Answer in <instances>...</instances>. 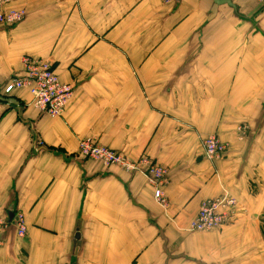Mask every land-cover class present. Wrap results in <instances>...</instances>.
Here are the masks:
<instances>
[{"label": "crops", "instance_id": "crops-1", "mask_svg": "<svg viewBox=\"0 0 264 264\" xmlns=\"http://www.w3.org/2000/svg\"><path fill=\"white\" fill-rule=\"evenodd\" d=\"M231 1V0H230ZM13 0L0 26V264H264V13L232 0ZM47 60L72 95L61 117L26 90L22 59ZM245 127L241 134L238 128ZM217 136L224 156L204 157ZM167 170V209L142 173L77 153L79 140ZM229 222L189 232L202 201ZM25 219L18 237L15 213Z\"/></svg>", "mask_w": 264, "mask_h": 264}, {"label": "built area", "instance_id": "built-area-1", "mask_svg": "<svg viewBox=\"0 0 264 264\" xmlns=\"http://www.w3.org/2000/svg\"><path fill=\"white\" fill-rule=\"evenodd\" d=\"M167 4L175 0H161ZM232 1V0H231ZM264 13V0H255ZM13 0H0V26L12 27L21 23L25 12L22 9H12L9 5ZM23 74L8 81L2 88L4 97L11 96L15 91L26 90L30 96V105L40 114L55 118L64 113L67 102L72 95L69 85L61 84L49 61L24 57L22 59ZM245 127L238 128L243 134ZM204 157L209 161L221 159L227 151V144L217 136L211 135L202 142ZM77 153L84 159L98 162L102 166L115 167L132 174L140 172L153 190V199L162 209H167V199L163 187L168 183L167 170L147 157L131 161L124 155L107 147L96 144L93 138L79 140ZM236 201L228 196L201 202L197 215L189 224V232H210L225 226L233 216ZM14 225L17 236L24 237L26 224L21 212L15 213L10 221ZM7 220H0V234L9 226ZM1 246V243H0ZM73 264V263H63Z\"/></svg>", "mask_w": 264, "mask_h": 264}, {"label": "water", "instance_id": "water-1", "mask_svg": "<svg viewBox=\"0 0 264 264\" xmlns=\"http://www.w3.org/2000/svg\"><path fill=\"white\" fill-rule=\"evenodd\" d=\"M212 1H213V6L211 8V17L215 16L218 6H220L222 4H227V5L231 6L230 0H212ZM0 101L15 107L18 111H20V109H21L19 107V103L16 100H14L13 98H3L0 96Z\"/></svg>", "mask_w": 264, "mask_h": 264}]
</instances>
